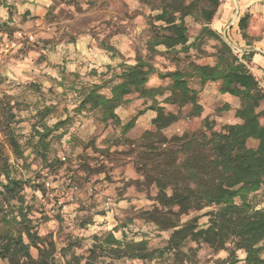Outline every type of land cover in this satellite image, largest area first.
Wrapping results in <instances>:
<instances>
[{"label": "trees", "instance_id": "1", "mask_svg": "<svg viewBox=\"0 0 264 264\" xmlns=\"http://www.w3.org/2000/svg\"><path fill=\"white\" fill-rule=\"evenodd\" d=\"M61 1L76 3L78 0ZM141 1L156 11L149 16L151 34L147 50L151 55L160 52L158 47H164L166 52L176 56L184 53L187 58L192 49H201L205 38H212L217 42L215 62L203 64L188 60L184 67L164 73L150 58L137 56L134 63H121V72L109 80L75 86L78 98L75 112L100 113L102 122L111 121L121 127L125 144L139 157L143 183L157 189L154 197L157 205L145 211L144 218L159 230L172 232L167 244L158 248H151L146 237L129 238L126 232L121 237L116 235V230L94 234L87 255L75 252L82 243L73 238L61 248V256L65 264L167 259L171 260L167 264H196L197 248L189 246L192 242L197 246L206 244L217 252L225 251L227 256L219 264H264V206L260 207L256 200L260 193L264 195V110L260 109L264 104V87L249 67V54L234 50L212 27L223 0ZM188 17L201 24L193 40ZM250 19L251 14L247 12L238 20L245 39ZM105 48L114 50L109 45ZM155 73L161 79H168L169 84L149 86L150 77ZM192 80H197L200 87H192ZM211 83H218L221 94L239 98L235 116L241 122L224 124L218 130L206 119L204 130L167 136L165 130L180 120L183 107H191L190 117L202 114L204 107L199 95ZM133 94L150 103L129 121L122 122L117 109L128 103ZM168 105L176 106L178 111L167 109ZM13 107L9 102H1L0 131L15 160H22L23 167L27 168L26 150L30 148L45 168L61 167L63 160L54 152L52 144L69 133L71 116L50 123L48 117L55 106L36 108L33 115L36 123L23 142L18 130L22 119ZM230 108V104H223L224 112ZM149 110L155 113L151 127L139 138L127 137L138 118ZM251 140L256 141L255 146L249 145ZM69 143L72 147L79 144L88 147L75 134L70 135ZM29 183L30 178L23 176L0 146V259L7 264H63L57 258L55 242L38 231L36 197L28 198L25 193ZM33 186L41 196L45 193L53 205L62 198L53 190L45 192L44 182ZM204 210L203 214L181 221L183 215ZM203 216L207 217L205 224L200 222ZM240 250L245 253L243 258L238 256Z\"/></svg>", "mask_w": 264, "mask_h": 264}, {"label": "rangeland", "instance_id": "2", "mask_svg": "<svg viewBox=\"0 0 264 264\" xmlns=\"http://www.w3.org/2000/svg\"><path fill=\"white\" fill-rule=\"evenodd\" d=\"M155 13L141 0H78L76 3L61 0H0V45L5 48L0 62V104H12L14 112L22 119L18 124L22 141L25 142L32 133L36 108L49 104L55 106L48 117L50 123L65 119L68 115L72 118L69 133L52 144L54 152L63 160L59 168H45L40 159H35L30 148L26 150L27 168H24L22 160H15L12 149L0 131V146L4 147L5 154L25 178H30L25 193L28 198L36 197L38 231L55 242L57 258L63 264L65 259L60 250L73 238L82 243L81 247L74 249L75 252L87 255L94 234L116 230V235L121 237L126 232L129 238L141 239L144 236L151 248H158L167 244L172 232L159 230L153 222L144 218V212L157 205L154 200L157 189L143 183L145 178L138 169L139 157L125 144L121 127L111 121L102 122L100 113L75 112L78 104L76 87L109 80L113 74L121 72V63H134L137 56L150 58L155 67L164 73L178 66L184 67L188 60L203 64L215 62L217 42L212 38H205L201 49H192L187 58L184 53L176 56L166 52L164 47H158L160 52L151 55L147 50V40L151 34L149 16ZM187 23L193 40L201 24L189 17ZM221 36L227 41L224 34ZM107 45L114 47V50L106 49ZM169 82L155 73L151 75L148 85L167 86ZM211 84L214 87L202 98L207 102L202 114L190 117L188 113L191 107H183L180 120L165 130L167 136L204 130L206 119L218 130L230 123L223 104L214 101L218 83ZM191 86L200 87L197 80H192ZM130 98L128 103L117 109L122 122L129 121L150 103V100L139 98L136 94ZM167 109L178 111L172 105H168ZM260 109L264 110V104ZM151 114L149 110L140 116L126 136L139 138L151 127ZM219 116L224 118L220 119ZM71 134H75L88 147L83 148L81 144L72 147L69 143ZM249 145L255 146L256 141H249ZM43 182L45 192L53 190L66 201L65 211L55 209L45 193L41 196V192L33 186ZM75 184L79 186V192L74 190ZM90 186L95 188L92 193L88 189ZM100 192L104 195H100ZM72 195L76 199L69 202ZM105 196L112 198L111 208L106 207ZM256 200L260 207L264 206V195L260 193ZM206 210L183 215L181 221L203 214ZM200 222L205 224L207 217L203 216ZM189 246L197 248L196 264H219L227 256L225 251H214L206 244L197 246L190 242ZM238 256L243 258L244 251H238ZM168 261L171 260L116 264H167ZM0 264L7 263L0 259Z\"/></svg>", "mask_w": 264, "mask_h": 264}, {"label": "crops", "instance_id": "3", "mask_svg": "<svg viewBox=\"0 0 264 264\" xmlns=\"http://www.w3.org/2000/svg\"><path fill=\"white\" fill-rule=\"evenodd\" d=\"M247 12L251 14V19L248 38L245 39L239 30L238 20ZM213 26L218 33L224 34L237 46L240 52L249 54V67L264 87V0H225L213 21ZM212 87L214 85H208L205 91L200 93V103L204 108L207 102L202 98ZM214 97V101L218 103L230 104L231 108L225 112L230 123L241 122V119L235 116V110L240 106L239 98L228 93L221 94L218 87L215 88ZM151 112L153 118L155 113ZM218 118L223 119L224 116Z\"/></svg>", "mask_w": 264, "mask_h": 264}, {"label": "built area", "instance_id": "4", "mask_svg": "<svg viewBox=\"0 0 264 264\" xmlns=\"http://www.w3.org/2000/svg\"><path fill=\"white\" fill-rule=\"evenodd\" d=\"M4 53H5V48L0 45V62H2ZM88 189H89V191L91 193L95 191V188L92 187V186H90ZM74 190L77 191V192H79V186L78 185H75L74 186ZM100 195H104V193L103 192H100ZM75 199H76L75 196L72 195V196L69 197L68 201L69 202H74ZM105 204H106V207L107 208H111V206L113 205L112 198H110L109 196H105ZM54 208L55 209H59L61 211H65L67 209V203H66V201H64L62 199H58L54 203Z\"/></svg>", "mask_w": 264, "mask_h": 264}, {"label": "water", "instance_id": "5", "mask_svg": "<svg viewBox=\"0 0 264 264\" xmlns=\"http://www.w3.org/2000/svg\"><path fill=\"white\" fill-rule=\"evenodd\" d=\"M227 42L236 50V51H238V52H240V49L237 47V46H235L230 40H228L227 39Z\"/></svg>", "mask_w": 264, "mask_h": 264}]
</instances>
